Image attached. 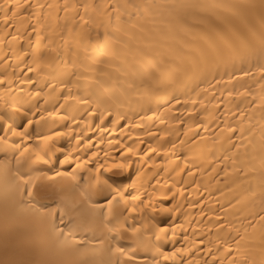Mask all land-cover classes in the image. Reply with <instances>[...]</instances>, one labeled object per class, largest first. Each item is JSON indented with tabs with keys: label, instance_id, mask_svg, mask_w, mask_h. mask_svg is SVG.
<instances>
[{
	"label": "bare ground",
	"instance_id": "6f19581e",
	"mask_svg": "<svg viewBox=\"0 0 264 264\" xmlns=\"http://www.w3.org/2000/svg\"><path fill=\"white\" fill-rule=\"evenodd\" d=\"M3 2L0 0V4ZM259 2L13 0L22 5V10L7 26L0 10V76L12 81V95L30 100L26 110L36 115L29 132L46 134L55 128L66 133L58 141L57 163L51 168L60 169L59 160L73 148L82 159L99 152L101 163L105 151L120 159L125 146L136 148L129 168L106 175L118 185L134 183V187H127V195L139 191L143 199L151 196L156 201L157 211L145 207L143 212L130 215V226L144 227L138 234L125 232L120 241L123 247H139V264L152 262L157 224L183 225L177 229L175 240L169 233L167 240L159 242L165 251L174 247L189 250L175 264H212L214 258L216 264L220 260L225 264L230 259L241 260L242 255H235V241H240L241 251H247L250 259L261 258L264 228L257 223L258 216L253 219L249 213H260L264 186V79L258 70L264 61L236 58L226 67L221 64L190 79H185L182 71L201 51L227 52L229 46L240 47L253 33L264 31L259 10L238 7ZM65 4L80 7L65 11ZM182 4L208 7H166ZM83 5H88L87 12ZM145 6H149L147 11ZM29 66L32 72H28ZM241 69L249 76H243ZM27 77H31L32 84L21 83ZM61 81L69 85L70 91L60 88ZM49 84L55 85V90ZM7 87V82L0 85V97L6 96ZM20 88L24 89L22 94L17 92ZM36 91L41 95L29 98V92ZM172 96L180 99L179 105ZM76 98L92 103L80 104ZM97 102L99 111L91 116ZM169 102L174 105L171 110H167ZM3 109L4 101L0 99V111ZM105 109L111 115L101 123L98 117ZM57 110L68 119L57 116L53 122L47 112ZM118 114L124 118L118 119ZM25 123L23 118L17 120L18 126ZM77 135L83 137L79 145ZM149 148L156 151L150 152ZM12 156L11 152L0 151V161L11 160ZM95 164L93 160L88 168L79 169L75 180H60L55 196L39 195L33 201L25 198L23 203L0 196V261L70 264L76 259V244L94 235L93 231L76 227L81 217L87 216L88 205L81 203L62 219L57 215V227L66 235L74 233L67 245L62 243L64 237L40 222L39 214L29 205L55 209L61 203L60 185L68 189L69 204L80 201L79 193L92 182L89 169ZM74 167L64 165L61 170L71 171ZM48 171L49 166L38 168V184L47 183L43 173ZM160 203L166 207L178 205V211L161 212ZM249 220L255 228L245 233ZM95 235L99 237L101 232L97 230ZM200 240L204 243L199 244ZM225 242L232 245L233 256L224 254Z\"/></svg>",
	"mask_w": 264,
	"mask_h": 264
},
{
	"label": "snow or ice",
	"instance_id": "6c2138e0",
	"mask_svg": "<svg viewBox=\"0 0 264 264\" xmlns=\"http://www.w3.org/2000/svg\"><path fill=\"white\" fill-rule=\"evenodd\" d=\"M43 7V6H40ZM49 7H53L49 5ZM59 7V6H57ZM71 7L73 10L80 7V5H68L63 6L64 10L67 11ZM85 11L87 12L88 5H83ZM149 6H145L147 11ZM170 8H205V5H170L166 6ZM220 7V6H212ZM240 8L248 10H259L261 22L264 23V0H260L257 3H248L245 5L238 6ZM0 10H2V19L5 25H9L12 21L16 19L22 10V5L20 3H13V0H4L0 4ZM119 8H117V11ZM83 19V18H81ZM117 19H119L117 17ZM87 21H85L86 23ZM99 35V33H97ZM107 36V33H105ZM248 57H256L260 61H264V31H261L258 35L253 33L251 39H246L242 41L240 47L229 46L227 52L221 50L214 51H201L197 57H194L191 61L189 67L183 69L184 78H196L203 76L206 72L212 69H218L221 64L225 67L229 62H233L236 58L241 61L247 59ZM75 67V65H72ZM28 72H32L33 69L29 66ZM258 70L261 74V79H264V63H260ZM241 74L245 77L249 76V72L241 69ZM70 75H75V73H70ZM175 82V78H172ZM7 82L8 87L5 89V97H0L4 101V109L0 111V122H2V127L0 131L3 132L0 135V151H4L6 154L11 152L13 154L12 159L0 161V196H3L7 200H17L20 203L24 202L27 198L28 201H33L39 195L45 196H55L58 194V183L64 178L76 179V172L81 168H88V165L92 164L93 160L96 164L93 168L89 169L92 182L83 189L79 196L80 201H74L69 204L68 197L66 195L68 189L60 185L59 194H61V203L57 205L55 209L40 208L36 205H29L30 210L34 209L35 212L39 214V219L42 224H47L50 226V230L53 233H58L59 236L64 237L63 244H68V237L74 236L73 232H69L67 235L64 233L63 229H60L56 225V217L62 219L64 215L77 208L81 203L88 205L87 216H82L80 221L77 223V228H82L84 231H93L94 235L91 240L84 238L78 244H76V259L70 262V264H139L138 255L139 247L133 246L130 248L123 247L120 243L125 232H131L138 234L141 228L144 227L143 224L140 225H129L128 220L131 214L137 213L138 211L143 212L145 207H149L153 212L157 211L156 201L149 196L148 200L143 199V193L137 192L135 195H127V187H134L135 184L131 186L118 185L112 177L106 175V173H118L119 171L126 170L131 166V157L137 154V150L134 147L125 146L122 151L121 158L116 159L111 157L110 152L105 151L103 162H100V153L92 152L91 156L82 159L77 153V149L73 148L71 152L64 155L62 160H59L60 169H53L51 165L57 163L56 152L60 151L57 147L60 137L66 133L55 128L49 129L48 132L42 133H30L29 129L33 126L35 112L31 109L26 110V103L29 101H24L19 99L16 95H12L11 84L12 81L5 76H0V85H4ZM24 84H32L33 81L31 77H27L25 80L21 81ZM61 89H69V85L60 82ZM165 86V85H161ZM49 87L55 90V85L49 84ZM70 91V89H69ZM18 93H23L24 89H17ZM29 98L33 96L39 97L41 93L36 91L35 93L29 92ZM231 95V93H229ZM10 96V98H6ZM70 97H64L65 100ZM79 100L80 104H90L92 101L85 98H76ZM172 101L175 105L180 104V99L176 96H172ZM174 105L169 102V108L171 110ZM99 103L97 102L96 109H93L91 116H96L99 111ZM60 108H64L61 104ZM39 111V110H38ZM49 117L53 118L55 122V117L59 116L61 120L68 119L63 113L57 111L47 112ZM111 112L105 109L99 114V120L101 123L110 116ZM155 115V113H153ZM243 115V113H241ZM23 118L26 123L22 126H18L17 120ZM123 116L118 114V119H123ZM44 117L41 116V120ZM143 119V118H141ZM73 123H77L75 118H72ZM118 122V121H117ZM163 122V121H162ZM183 123L182 120L178 121ZM39 123V121H36ZM67 127V125H65ZM235 133V129H232ZM243 132V129L240 130ZM199 135V133H197ZM35 140V143L31 141ZM77 145L83 142V137L77 135L75 137ZM103 142V141H102ZM91 140L89 139V144ZM109 146L114 147L113 142L109 141ZM118 143V142H117ZM148 151L155 152L154 148H149ZM262 166H264V159L261 161ZM74 164L75 167L71 171L61 170L64 165ZM14 165V166H13ZM40 166H49V171L43 173V178L47 183L38 184L37 175L38 168ZM171 191V189H169ZM183 194L182 192L180 193ZM164 199H167L165 196ZM172 199H175V194ZM139 205V207L137 206ZM159 211L165 213H174L178 211V205H172L171 207H166L164 203L159 204ZM256 219L258 216L257 223L264 228V186L261 189V210L260 213H249ZM92 225L94 227H89ZM157 231L154 233L155 242L153 245V259L151 264H169L170 261L174 262L177 258L186 251L185 248H173L171 251H165L163 247L159 246V242L167 240L169 233H171L172 239L175 240L177 229H182V224H173L171 226H160L155 225ZM223 227V226H221ZM228 227H231L229 224ZM248 228H255V225L251 220L247 222V227L244 231L247 233ZM99 230L101 235L98 237L95 232ZM186 238V237H185ZM244 239V237H241ZM199 244H203L204 241H198ZM237 247L235 249V255L243 256V259H230L228 264H264V242H262L260 247V260L250 259L247 251L242 252L239 247L240 241H235ZM224 254L227 256H233L232 245L227 242L224 243ZM219 251V248L217 249ZM211 252V248H209ZM0 264H14V262L0 261ZM144 264H148L147 260ZM191 264V262H189ZM207 264V262H206ZM212 264H216L215 258ZM219 264H225L223 260L219 261Z\"/></svg>",
	"mask_w": 264,
	"mask_h": 264
}]
</instances>
